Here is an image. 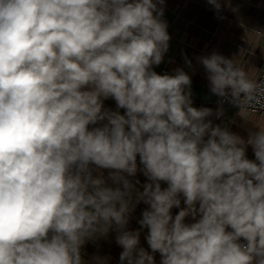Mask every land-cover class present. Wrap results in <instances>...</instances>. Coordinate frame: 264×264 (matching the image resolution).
<instances>
[{
	"label": "clouds",
	"instance_id": "clouds-1",
	"mask_svg": "<svg viewBox=\"0 0 264 264\" xmlns=\"http://www.w3.org/2000/svg\"><path fill=\"white\" fill-rule=\"evenodd\" d=\"M161 16L153 0H0V264H83L87 239L128 223L134 185L121 173L136 174L137 155L151 181L139 223L161 264H264V130L250 161L241 137L192 106L188 74L152 70L170 39ZM201 63L213 94L264 109V82L216 53ZM139 236H117L121 262L154 264Z\"/></svg>",
	"mask_w": 264,
	"mask_h": 264
},
{
	"label": "crops",
	"instance_id": "crops-1",
	"mask_svg": "<svg viewBox=\"0 0 264 264\" xmlns=\"http://www.w3.org/2000/svg\"><path fill=\"white\" fill-rule=\"evenodd\" d=\"M157 4V10H163L162 21L167 24V32L170 36L168 49L163 54L162 62L154 65L155 69L167 67L169 75H175L177 70H183L191 78L192 106L209 108L212 115L206 118L212 126L227 129L241 137L245 142V155L250 161L255 162L253 147L247 143L251 134L264 130V113H242L236 108H225L218 104L219 96L210 90L208 73L201 63V58L213 53L222 55L232 60L243 69L248 79L254 80L264 75V0H217L220 7L217 9L209 0H153ZM157 13L154 12V15ZM189 89H185L187 92ZM102 111L119 110L114 98L101 97ZM219 113V114H218ZM107 119L89 125V130L104 127ZM207 135L205 140H207ZM259 163V162H256ZM111 169H98L97 176H102L107 187L113 189L120 187L111 179ZM133 185L132 204L133 210L129 214L127 225L122 230L111 228L107 234H97L81 246L80 254L83 264H111L121 255L123 248L117 243V236L122 231L139 230V248L154 257V264H161L162 256L152 252L147 236L149 230L141 228L139 221L142 213L149 210V205L143 201L136 202L137 193L143 192L144 186L151 181L143 172V165L137 164V172L134 176L121 173ZM162 189L168 187L167 182H159ZM180 206L173 207V218L181 209L186 208L184 197L181 194ZM196 208H199L197 202ZM200 219L197 212L195 218L192 215L185 217V223H195ZM52 233H49V238ZM118 264H128L125 260Z\"/></svg>",
	"mask_w": 264,
	"mask_h": 264
},
{
	"label": "built area",
	"instance_id": "built-area-1",
	"mask_svg": "<svg viewBox=\"0 0 264 264\" xmlns=\"http://www.w3.org/2000/svg\"><path fill=\"white\" fill-rule=\"evenodd\" d=\"M152 70L155 71L157 74H160V75H163V74H169V70L167 67H163V68H160L159 70L155 69L154 65L152 66ZM253 82H257V83H260V82H264V75H261L259 76L258 78L254 79V80H251ZM218 104L225 107V108H236L238 111H240V108L238 106H236L235 104L231 103L230 102V98H224V97H219V100H218ZM111 112H118L119 114L121 115H124L126 110L124 111H119V110H112ZM242 113H258V114H263L264 113V109H248L247 111H241ZM255 162H259L256 160V157H255ZM137 164H141L140 163V158H139V155H137ZM89 168L90 170H92V175L93 177H96V174H97V170L99 168H97L96 165L94 164H90L89 165ZM226 231H232V229L229 227L226 229ZM239 243L241 244H246L247 242L241 238L239 241ZM120 262V256L117 257L114 262H112L111 264H118ZM103 264V263H101Z\"/></svg>",
	"mask_w": 264,
	"mask_h": 264
}]
</instances>
